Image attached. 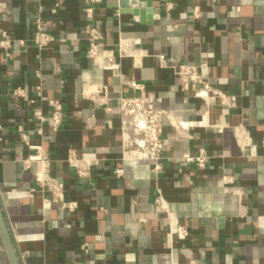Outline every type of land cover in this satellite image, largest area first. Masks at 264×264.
<instances>
[{
    "label": "crops",
    "instance_id": "obj_1",
    "mask_svg": "<svg viewBox=\"0 0 264 264\" xmlns=\"http://www.w3.org/2000/svg\"><path fill=\"white\" fill-rule=\"evenodd\" d=\"M150 1L141 23L114 9L118 0H101L92 19L83 0H0L11 41L8 57L0 48V209L20 264H264V0ZM39 18L54 39L41 51ZM90 27L118 72L87 58ZM181 64L224 98L183 91ZM147 94L167 114L157 170L122 157L119 131L131 121L118 101ZM48 100L62 105L56 131L34 116H49ZM21 132L41 147L59 193L37 183ZM201 152L203 168L186 162ZM69 159L90 161L89 176ZM158 190L184 240L168 241ZM0 264H11L1 232Z\"/></svg>",
    "mask_w": 264,
    "mask_h": 264
},
{
    "label": "built area",
    "instance_id": "obj_2",
    "mask_svg": "<svg viewBox=\"0 0 264 264\" xmlns=\"http://www.w3.org/2000/svg\"><path fill=\"white\" fill-rule=\"evenodd\" d=\"M215 1V0H213ZM84 8L83 14L87 19H92L95 8L101 4V0H83ZM55 13V9L51 11ZM88 37V50L86 52L87 58L97 61L99 66L103 70L118 72L119 65L115 61L102 57L98 50L97 40L100 39L99 33L96 29L90 27L87 29ZM53 36L43 29V22L39 18L34 22L33 27V43L39 51L46 48L53 42ZM11 47V41L8 35L0 31V48L5 51V56H9V50ZM175 74L179 79L181 88L185 92H190L194 97L205 98H224L222 93L210 88V86L204 81L197 67L181 64L175 69ZM36 77L39 78L40 74L36 73ZM45 92L43 83H39L34 87L35 95L42 99ZM16 95L20 96L22 91L17 90ZM50 106V113L48 117H43L38 111L34 113L35 118L40 122H46L48 127L52 131H56L62 123L63 113L62 105L57 100H48ZM118 109L123 119L131 121L129 124L126 122L120 127L122 157L126 161H148L154 165V170L158 169L159 162L161 160L163 141L161 137V121L167 117L165 111L160 109L156 104V98L152 94H147L142 98H120L118 101ZM175 127H179L176 125ZM40 132V131H39ZM21 140L28 146V148L35 152L28 159V163H36L39 167L36 172L37 183L41 187H46L52 191V193L60 192V185L54 180L50 179L46 167V159L44 157L41 147L30 146L27 141V135L23 132L20 133ZM207 158L204 153L201 152L197 158L187 157L186 162L195 163L197 167L203 168ZM68 164L75 168V173L80 178H87L89 176V170L91 163L87 160H81L76 162L74 159H69ZM116 176L122 175V170L115 171ZM224 185L231 183L232 181L226 178L222 179ZM61 201V195L58 196ZM154 207L159 211H163L167 215L169 222V232L167 239L172 242L174 238L184 240L187 237V231L180 226L177 221L171 216L167 203L163 199L160 191H157V195L154 199ZM81 250L84 253H88V245L83 244Z\"/></svg>",
    "mask_w": 264,
    "mask_h": 264
},
{
    "label": "water",
    "instance_id": "obj_3",
    "mask_svg": "<svg viewBox=\"0 0 264 264\" xmlns=\"http://www.w3.org/2000/svg\"><path fill=\"white\" fill-rule=\"evenodd\" d=\"M144 3V5H139ZM114 9L118 10H129L128 13L132 14L135 19L143 23L144 20L150 19V14L153 13L152 3L150 0H118L117 4L114 5ZM0 232L6 247L11 264H20L16 256L14 246L11 240V236L6 225V221L0 209Z\"/></svg>",
    "mask_w": 264,
    "mask_h": 264
}]
</instances>
